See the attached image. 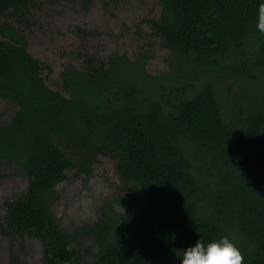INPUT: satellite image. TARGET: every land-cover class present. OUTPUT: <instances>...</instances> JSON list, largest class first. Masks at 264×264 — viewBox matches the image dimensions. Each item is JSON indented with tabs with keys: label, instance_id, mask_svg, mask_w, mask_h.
I'll return each mask as SVG.
<instances>
[{
	"label": "trees",
	"instance_id": "1",
	"mask_svg": "<svg viewBox=\"0 0 264 264\" xmlns=\"http://www.w3.org/2000/svg\"><path fill=\"white\" fill-rule=\"evenodd\" d=\"M148 24L170 52L168 72L150 55H88L51 90L17 25L32 0H0V99L18 107L0 127V167L28 178L5 204L11 232L37 239L43 264H71L86 232L97 264H179L182 249L229 237L242 264H264V0H156ZM238 81L254 94L232 97ZM98 155L116 160L122 195L86 231L67 233L52 207L67 172L91 176Z\"/></svg>",
	"mask_w": 264,
	"mask_h": 264
},
{
	"label": "rangeland",
	"instance_id": "2",
	"mask_svg": "<svg viewBox=\"0 0 264 264\" xmlns=\"http://www.w3.org/2000/svg\"><path fill=\"white\" fill-rule=\"evenodd\" d=\"M26 24L10 21L26 37L28 51L44 67L46 85L68 97L62 75L84 67V56L106 66L114 56L134 61L147 53L146 71L152 76L168 72L170 52L148 24L157 20L161 8L156 0H32ZM2 20H0V24ZM231 84L232 97L254 94L238 81ZM18 107L0 99V127L10 122ZM116 160L98 155L90 177L68 171L56 188L59 199L52 207L58 226L67 233L81 232L97 222L102 207L122 195L115 173ZM26 174L14 165L0 167V264H43L41 243L10 231L5 204L21 197L27 189ZM75 245L71 264H97L98 247L86 232Z\"/></svg>",
	"mask_w": 264,
	"mask_h": 264
},
{
	"label": "clouds",
	"instance_id": "3",
	"mask_svg": "<svg viewBox=\"0 0 264 264\" xmlns=\"http://www.w3.org/2000/svg\"><path fill=\"white\" fill-rule=\"evenodd\" d=\"M258 27L264 32V4L259 7ZM242 254L235 243L227 236L205 243L196 239L182 249L179 264H242Z\"/></svg>",
	"mask_w": 264,
	"mask_h": 264
},
{
	"label": "flooded vegetation",
	"instance_id": "4",
	"mask_svg": "<svg viewBox=\"0 0 264 264\" xmlns=\"http://www.w3.org/2000/svg\"><path fill=\"white\" fill-rule=\"evenodd\" d=\"M22 25H24V24H22ZM17 28V27H16ZM20 31V30H19ZM21 32V31H20ZM24 35V34H23ZM24 37H25V35H24ZM25 39H26V37H25ZM26 41H27V39H26ZM27 52L29 53V51H28V42H27ZM30 54V53H29ZM31 55V54H30ZM32 56V55H31ZM34 58V57H33ZM35 59V58H34Z\"/></svg>",
	"mask_w": 264,
	"mask_h": 264
}]
</instances>
